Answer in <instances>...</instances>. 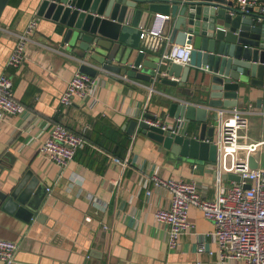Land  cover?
I'll return each mask as SVG.
<instances>
[{"label":"crops","instance_id":"crops-1","mask_svg":"<svg viewBox=\"0 0 264 264\" xmlns=\"http://www.w3.org/2000/svg\"><path fill=\"white\" fill-rule=\"evenodd\" d=\"M39 4L10 0L0 19V74L12 76L14 96L26 107L23 114L6 116L0 123V160L11 164L1 174L12 185L30 173L28 184L33 178L49 189L29 221L0 208V238L19 243L13 264H243L219 257L215 224L200 209L189 210L193 229L180 237L175 250L167 242L169 227L156 220L155 211L169 201V194L147 182L151 175L195 181L207 199L217 192V176L208 163L173 160L160 143L128 132V123L144 113L176 123L168 115L169 95L181 90L160 81L100 75L93 98L75 96L63 111L60 98L79 67L59 46L60 39L51 38L53 22L37 15ZM34 18H39L38 26L28 35L23 63L8 67L18 36ZM146 86L153 89L151 95ZM251 90L245 98L249 105L262 94ZM243 111L241 143L264 140V109ZM55 123L89 141L64 167L40 153ZM193 125L186 123L181 130ZM8 152L13 163L5 158ZM110 155L127 165L113 162ZM232 160L231 153L224 154L222 174L231 173ZM233 183L220 182L222 188Z\"/></svg>","mask_w":264,"mask_h":264},{"label":"water","instance_id":"water-1","mask_svg":"<svg viewBox=\"0 0 264 264\" xmlns=\"http://www.w3.org/2000/svg\"><path fill=\"white\" fill-rule=\"evenodd\" d=\"M9 2L0 0V19ZM37 15L53 22L51 38L60 39L59 46L79 71L160 81L181 90L169 95L168 115L194 124L193 129L163 130L149 123L158 118L153 113H144L127 127L130 134L138 131L160 143L173 160L208 163L218 177L214 134L220 112L264 109V14L258 8L242 10L233 0H40ZM160 27L162 36L150 33ZM186 42L193 45L187 65L163 59L169 44ZM253 88L262 94L249 105L245 98ZM184 92L188 99L181 97ZM5 158L13 163L12 153ZM248 166L264 169V151L249 155ZM4 167L11 164L0 160V208L29 221L48 187L33 178L28 184L30 173L10 185L1 174ZM220 178L241 180L233 173Z\"/></svg>","mask_w":264,"mask_h":264},{"label":"built area","instance_id":"built-area-1","mask_svg":"<svg viewBox=\"0 0 264 264\" xmlns=\"http://www.w3.org/2000/svg\"><path fill=\"white\" fill-rule=\"evenodd\" d=\"M242 10L247 7L258 8L264 14V0H233ZM38 19H32L24 33L18 37L7 66L19 67L24 61V47L31 34L38 26ZM261 21V18L258 19ZM162 28L150 33L162 36ZM143 37V35H142ZM193 45L186 42L169 44L163 52V59L187 65L191 59ZM99 77L77 70L67 84V88L60 98V109L66 111L75 96L91 99L95 96V87ZM150 95L153 89L146 86ZM14 82L8 73L0 74V123L6 116L20 115L26 107L14 96ZM244 111L233 108L227 114L220 112L217 135L214 140L218 147L217 173L218 185L214 199H207L198 191L195 181L182 178L164 179L158 174L151 175L147 182H153L154 189L165 190L169 194V201L155 211L156 220L166 224L167 242L170 249H177L179 239L183 234L191 232L193 225L189 221L188 213L192 207L200 209L207 219L215 224L214 236L218 244V254L221 259L238 260L243 264H264V169H251L248 166V156L260 154L264 151V140L251 143H241L244 135L241 130L246 126L242 118ZM153 126L161 127L170 132H183L186 124L181 120L170 123L158 117L149 121ZM183 125V126H182ZM84 135L70 130L62 123H55L49 136L40 147V153L52 162L64 167L73 160L78 150L88 145ZM231 153L233 160L228 172L240 176V183H233L229 188L221 187L222 165L224 154ZM244 156H243V155ZM110 159L120 165H127V160L116 156ZM250 184V188L245 185ZM49 191V189H47ZM151 189L146 188L150 195ZM89 220V218H87ZM19 250V243L0 238V260L5 264H13ZM203 251V247L199 248Z\"/></svg>","mask_w":264,"mask_h":264}]
</instances>
